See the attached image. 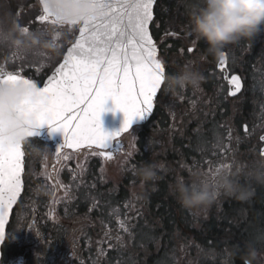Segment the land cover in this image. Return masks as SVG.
I'll return each mask as SVG.
<instances>
[{
  "label": "flooded vegetation",
  "instance_id": "obj_1",
  "mask_svg": "<svg viewBox=\"0 0 264 264\" xmlns=\"http://www.w3.org/2000/svg\"><path fill=\"white\" fill-rule=\"evenodd\" d=\"M202 3L157 0L155 23L159 27L151 25V31L158 58L166 64V76L194 68L202 79L196 87L160 92L151 118L120 137L125 146L111 160L92 155V151H100L96 148L63 147L56 152L59 147L53 143L33 139L24 145V190L8 225L0 264H195V259H209L211 253L220 264H244L240 254L249 243L264 253V239H257L258 228L264 225V186L252 184L254 194L248 204L221 195L210 206L191 209L170 192V185L181 177L189 183L212 184L218 175L229 174L242 182L243 176L245 181L264 170V140L260 139L264 120L257 118V100L247 99L244 106L249 104V111L241 119L242 101L253 88V76L264 73V31L228 45L222 70L221 56L208 54V45L191 34L190 15ZM32 6L33 0H0V67L39 84L49 74L51 60L29 64L17 60L13 45L2 47L8 26L35 33L45 25L51 29L53 41L61 38L60 26L49 19L42 18L41 25L24 19L26 24L17 28L21 15L26 17ZM3 11L9 13L5 19ZM193 41H197L196 50L188 53ZM236 75L243 87L231 96L229 79ZM215 126L224 127L228 135L231 132L221 151L208 147L209 130ZM66 155L68 159H64ZM144 162L156 165L155 181L144 183L136 174ZM230 210L239 225L230 245L218 252L209 249L208 241L202 244L195 239V229L203 222L217 211ZM121 223L128 231L121 229ZM105 230L112 237H123L122 246L105 240ZM17 236L21 239L12 241ZM109 243L114 246L109 248Z\"/></svg>",
  "mask_w": 264,
  "mask_h": 264
},
{
  "label": "snow or ice",
  "instance_id": "obj_2",
  "mask_svg": "<svg viewBox=\"0 0 264 264\" xmlns=\"http://www.w3.org/2000/svg\"><path fill=\"white\" fill-rule=\"evenodd\" d=\"M94 2L99 8L98 15L74 28L77 32L69 41L62 62L46 76L42 86L36 79L6 71L3 67H0V82L24 79L37 85L35 98L30 94L19 105V110L30 117L34 128L47 124L53 131L64 133V143L56 152L65 146L76 150L96 148L100 151H92V155L111 160L113 153L125 146L121 135L132 128L136 118L147 120L154 111L158 94L167 92L163 87L166 64L158 58L159 48L150 30V25L159 27L154 16L157 0ZM37 19L44 21L41 15ZM165 35L178 34L166 32ZM196 43L193 41L187 47L188 53L196 50ZM180 51L183 53L185 49ZM226 60L224 52L219 65L222 70ZM229 84L233 89L231 95L242 87L238 75L232 76ZM109 99L125 117L121 129L114 133H107L101 121ZM260 139L264 140V136ZM127 154L132 155L131 152ZM220 166L232 167L228 164ZM24 171L22 145L0 140V243L4 241L5 225L13 213V206L23 191ZM120 227L128 231L123 223ZM104 236L105 240H115L122 246L123 237H112L107 230ZM113 246L108 244L109 248Z\"/></svg>",
  "mask_w": 264,
  "mask_h": 264
},
{
  "label": "clouds",
  "instance_id": "obj_3",
  "mask_svg": "<svg viewBox=\"0 0 264 264\" xmlns=\"http://www.w3.org/2000/svg\"><path fill=\"white\" fill-rule=\"evenodd\" d=\"M51 16L58 24L71 25L81 23L99 13L94 0H45ZM191 34L207 45V53L221 56L225 48L242 39H252L264 31V0H203L190 15ZM19 31L18 29L16 30ZM15 35V33H14ZM20 34L17 39L22 43ZM58 38V37H56ZM33 41L40 43L38 37ZM50 56L59 53V49L51 40L45 41ZM202 79L194 68L179 75L166 76L164 86L167 91L177 92L191 86L196 87ZM37 85L25 82L0 83V135L6 141L26 145L37 135V128L32 126L30 117L19 110V105L32 95L35 98ZM46 148V147H45ZM47 149V148H46ZM136 174L144 183L157 179L156 165L144 162ZM264 184V173L253 174L244 182L229 174L218 175L215 183H191L182 177L170 185V192L185 208L207 207L221 195L234 197L239 201H247L254 194L251 181ZM244 264H264V253L252 244L246 245V251L240 254Z\"/></svg>",
  "mask_w": 264,
  "mask_h": 264
},
{
  "label": "rangeland",
  "instance_id": "obj_4",
  "mask_svg": "<svg viewBox=\"0 0 264 264\" xmlns=\"http://www.w3.org/2000/svg\"><path fill=\"white\" fill-rule=\"evenodd\" d=\"M20 1L21 0H19V2ZM37 3L38 2L36 0H34L32 9L29 11V13L26 17H25V15L24 16L21 15L23 18H20V20L18 21V27L17 28L21 27L22 25H25L26 24L25 20L30 21V19H32L33 21H35V16H37L39 14V10H40ZM2 13H3L2 14L3 19H5V17H7V14H9L8 12L5 13V11H3ZM48 25L51 26L50 23H48ZM6 28H8V30L3 32V34H4L3 39L4 40L2 43V47L6 46V45H10V47L12 48V45H13V48L15 47V54H16L17 60H27L29 62V64L33 60L32 63H38L37 65H39V64L45 63L46 59H52L51 63L52 64L55 63L56 60H58L59 58L62 57L64 51L69 46V41L72 39L71 36L68 34L67 29L65 31H61V38L58 41H55V40L53 41V36H51L52 31L49 27H45V26H43L42 28L40 27V30H39L40 32L37 31L35 33H33V31L32 32L30 31L28 33L27 32L25 33L24 31L16 32L14 30H11L9 28V26ZM14 33H15V35H14ZM22 33H24L26 35H23L21 37V39L23 40V42L21 43L20 40L17 39V36H20V34H22ZM6 36L8 38H6ZM33 37H38L40 43H36L35 41H33V39H32ZM73 38H74V36H73ZM5 39H7L6 44L4 43ZM49 40H51L53 43H55L56 47L59 49V53L55 56H50L48 50L43 47V43L45 41H49ZM40 57L44 58V60H41ZM12 68H15V67H12ZM252 84H253V88H252V90H248L249 95L247 96V99L254 98L255 100H257V106L255 108L256 115H257L258 120L262 121V120H264V73H258L256 75H254L252 78ZM245 99L246 98H244L243 100H245ZM228 136L229 135L227 133V130L224 127L221 128V127L215 126L213 128H210L208 138H207L209 150L210 151H216V150L221 151V150H223L221 148H222L224 142L228 139L227 138ZM260 173H264V170L259 169L256 174H260ZM244 177L245 176H243L242 182H244ZM251 183L254 186H259V187L264 186V184L256 183L254 180L251 181ZM243 203L248 204L247 201H243ZM257 224L259 225L262 223L258 222ZM263 226L258 228L257 239L259 242L264 239ZM236 231L238 232V229ZM20 239H21V236H17L15 239L13 238L12 241H19Z\"/></svg>",
  "mask_w": 264,
  "mask_h": 264
},
{
  "label": "trees",
  "instance_id": "obj_5",
  "mask_svg": "<svg viewBox=\"0 0 264 264\" xmlns=\"http://www.w3.org/2000/svg\"><path fill=\"white\" fill-rule=\"evenodd\" d=\"M245 100L242 101V116L241 119H244L246 115L247 106H244L247 103V95L244 94ZM244 106V107H243ZM218 111V110H217ZM216 111V112H217ZM228 114V112L226 111ZM235 215V214H234ZM233 212L227 211L224 214L217 211L215 216L212 217L208 222H203L202 225L195 229L194 237L196 240H199L202 244H207L209 249H214L215 251H220V248L223 246L230 245V241L233 242V238L236 230L239 229L238 223L232 218ZM236 231V232H234ZM234 232V233H233ZM199 243V245H200ZM212 252V251H211ZM197 260V261H196ZM195 264H220V261L217 255L211 253L209 259L206 258H198L194 260Z\"/></svg>",
  "mask_w": 264,
  "mask_h": 264
},
{
  "label": "water",
  "instance_id": "obj_6",
  "mask_svg": "<svg viewBox=\"0 0 264 264\" xmlns=\"http://www.w3.org/2000/svg\"><path fill=\"white\" fill-rule=\"evenodd\" d=\"M40 3H41V6H42L44 13L46 14V17H52L45 0H40ZM74 24H79V23H74ZM71 25H73V24H71ZM17 80H20V79L5 80V81L0 82V83L15 82ZM232 90L233 89L231 88V91ZM240 91H241V89H240ZM240 91L236 92V94L239 93ZM124 119H125V117H124L123 111L117 109L115 107L114 102L111 99H109L105 104V111L101 114V121H102V126H103L104 130L107 133H114V132L119 131L121 129V127L123 126ZM145 121L146 120H141L140 118H136L134 120L132 126L144 123ZM37 133L38 134L33 136L32 138L37 137V138H40V139H43L46 141H53L56 146H60L64 143V133L62 131H53L51 126H49L47 124L42 125L39 128H37ZM0 140H5L2 135H0ZM65 147H67V146H65ZM22 150L24 151L23 145H22ZM19 198H18V200H19ZM14 206H13V208H14ZM10 217H11V214L9 216V220H10ZM8 223H9V221H8ZM8 223L5 225L4 240H5V236H6V229H7ZM3 243H4V241H3ZM3 243H0V258H1V247H2Z\"/></svg>",
  "mask_w": 264,
  "mask_h": 264
}]
</instances>
